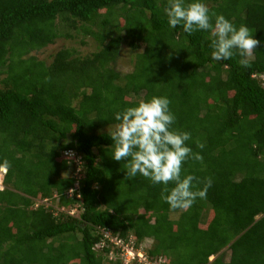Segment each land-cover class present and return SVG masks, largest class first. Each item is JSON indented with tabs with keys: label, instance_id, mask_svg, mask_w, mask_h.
I'll list each match as a JSON object with an SVG mask.
<instances>
[{
	"label": "trees",
	"instance_id": "1",
	"mask_svg": "<svg viewBox=\"0 0 264 264\" xmlns=\"http://www.w3.org/2000/svg\"><path fill=\"white\" fill-rule=\"evenodd\" d=\"M200 2L213 24L212 13L223 15L261 41L249 68L239 56L213 60L209 32L171 28L169 0H0V163L11 164L0 264H123L93 248L106 231L136 246L149 239L142 251L153 264H264V0ZM56 20L80 23L94 52L59 50L47 64L29 55L54 42ZM121 45L132 52L126 73L111 66ZM153 96L170 100L173 129L203 157L182 176L213 181L186 210L170 209L163 185L126 180L103 131Z\"/></svg>",
	"mask_w": 264,
	"mask_h": 264
},
{
	"label": "clouds",
	"instance_id": "2",
	"mask_svg": "<svg viewBox=\"0 0 264 264\" xmlns=\"http://www.w3.org/2000/svg\"><path fill=\"white\" fill-rule=\"evenodd\" d=\"M164 12L171 28L182 25L183 31L188 35L197 31L209 32L211 58L215 61L239 56V65L249 68L250 58L254 56L257 47L262 46L261 41L254 38L252 30L246 25L237 28L223 15L215 13L211 14L215 16L213 24L209 8L200 0L187 4L185 0H169ZM170 103L167 97L153 96L148 101L142 100L136 106L117 112L115 119L119 123L110 133L113 145L111 158L116 162H126V180H132L139 174L149 179L153 185H163L161 199L170 209L186 210L198 198H206L213 181L211 177L201 181L193 175L182 176L186 161L191 159L203 163V157L187 146L186 142L191 139L190 133L173 129L176 117L170 110ZM197 147L203 149L204 145L198 143ZM66 155L71 158L74 153ZM10 167V162L3 160L0 163V173L7 174ZM201 183L203 187L198 188ZM169 184L174 186L169 189ZM104 233H107V237ZM104 233L93 248H99L97 245L100 244L101 249L107 250L104 254L108 259L115 258L122 262L120 248L109 241L114 237L122 239L107 231ZM129 238L131 237L128 235L127 239ZM133 245L136 246L134 240Z\"/></svg>",
	"mask_w": 264,
	"mask_h": 264
},
{
	"label": "rangeland",
	"instance_id": "3",
	"mask_svg": "<svg viewBox=\"0 0 264 264\" xmlns=\"http://www.w3.org/2000/svg\"><path fill=\"white\" fill-rule=\"evenodd\" d=\"M55 25L59 35L54 40V42L37 52H31L29 55L34 56L35 59L44 61L47 64L51 61L53 54L59 50L67 49L74 51L73 55H75L77 58H84L86 56H90V54L94 52L96 43L91 37L83 34L81 30L78 29V26L81 25L80 23L76 24L77 26L76 30L69 28L67 21L64 22L61 20H56ZM91 28L95 30L94 26ZM67 35H69L70 38L66 37ZM131 57H132V52H130L127 49V47L121 45L117 58L114 64L111 66L114 68V70L120 73L129 72L131 68V62H130ZM262 86L264 87V85ZM114 128L115 126H111L108 127V130L107 128H104L103 131H108L111 133V131H113ZM32 202H33L32 205L39 204V201H37L36 199H32ZM169 216L170 218L174 219L176 218L177 214L174 213V214H170ZM78 238L79 235H76V239ZM148 244L150 245V240L145 239L140 242V246L133 245V251H132L133 258L137 260H141L142 258L141 255L143 254L142 247L144 245L147 246ZM220 252H223L220 260L223 263H225L228 260V251L226 250V248H223Z\"/></svg>",
	"mask_w": 264,
	"mask_h": 264
},
{
	"label": "built area",
	"instance_id": "4",
	"mask_svg": "<svg viewBox=\"0 0 264 264\" xmlns=\"http://www.w3.org/2000/svg\"><path fill=\"white\" fill-rule=\"evenodd\" d=\"M3 173H0V189L2 188L1 181H2ZM72 215V211L69 212ZM104 236L107 237V233H104ZM110 242L114 243L117 247L120 248L121 251V259L123 264H153L147 261L145 254L143 253L141 256V260H137L133 258L132 251H133V240L131 238L127 239L126 242H122L117 238H112L109 240ZM103 243V240L101 241ZM97 247H102L100 244Z\"/></svg>",
	"mask_w": 264,
	"mask_h": 264
}]
</instances>
